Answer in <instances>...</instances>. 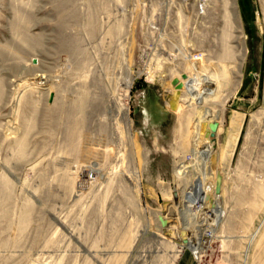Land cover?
<instances>
[{
	"label": "rangeland",
	"instance_id": "374dc122",
	"mask_svg": "<svg viewBox=\"0 0 264 264\" xmlns=\"http://www.w3.org/2000/svg\"><path fill=\"white\" fill-rule=\"evenodd\" d=\"M224 9L0 0V264H199L193 222L203 264H264V0Z\"/></svg>",
	"mask_w": 264,
	"mask_h": 264
},
{
	"label": "bare ground",
	"instance_id": "6f19581e",
	"mask_svg": "<svg viewBox=\"0 0 264 264\" xmlns=\"http://www.w3.org/2000/svg\"><path fill=\"white\" fill-rule=\"evenodd\" d=\"M235 2V1H234ZM233 3V0H223V4H224V7L227 6V10L224 9L223 10V18H224V24H226V28H227V32L230 28L231 30V27H232V21L231 19L232 18V13H231V10L229 9V5ZM235 20V19H234ZM231 26V27H230ZM225 27V26H224ZM224 29V28H222ZM223 31V30H222ZM226 30L224 29V34H227V32H225ZM223 34V33H222ZM222 37V36H221ZM237 36H234L233 38L236 39ZM227 38V36H226ZM224 41V40H223ZM227 42V41H226ZM232 48H234V51H232L231 49L227 50L229 51L228 53H233V59L230 60V62H227L231 65H235V73L238 72L239 73V65H240V62H241V58L243 57V44L240 42L239 44H237L238 46V49H236V46L234 45H231ZM229 47V46H228ZM230 48V47H229ZM237 51V52H236ZM238 59V60H237ZM218 61L215 62V68L212 70L211 74H210V78L211 80L213 81V83H219V81L222 79H225V76H223V74L225 73L224 69L221 68L219 65V62H221L220 58L217 59ZM224 62V61H223ZM226 63V62H225ZM226 63V64H227ZM231 67V66H230ZM229 71V70H228ZM223 84V82H222ZM228 90V89H227ZM237 117V116H236ZM241 120V119H240ZM237 122V121H236ZM241 124V123H240ZM232 127V126H231ZM234 128V127H233ZM238 128V127H237ZM236 129V128H235ZM233 130V129H232ZM199 136V135H198ZM235 138V137H234ZM187 143V142H185ZM213 143L214 141L213 140H210V139H199L198 142H197V145L195 146L194 150L196 151V153H199L200 158L203 159V166L206 167L205 168V171H206V174H209V169L208 168H211V167H208L210 166L209 165V159L211 157V151H212V147H213ZM233 144V143H232ZM191 145V144H190ZM228 149V148H227ZM229 152H232L231 150ZM228 157V156H227ZM231 158V157H230ZM227 161V160H226ZM212 171V170H211ZM210 171V172H211ZM218 204V208H220V203L219 201L217 202ZM203 222H198L199 225H201ZM196 224V223H195ZM194 222L192 223V225H187L188 228H189V235L188 237L185 239V238H180V243H184V244H187L195 253H199V250H200V244H199V241H200V236H199V231L196 230L195 227H197V225H195ZM264 230V228H263ZM263 230H261L260 232H263ZM260 237V236H259ZM258 237V238H259ZM257 239V238H256ZM258 240V239H257ZM258 243V242H256ZM264 244V243H263Z\"/></svg>",
	"mask_w": 264,
	"mask_h": 264
},
{
	"label": "crops",
	"instance_id": "0c3cea01",
	"mask_svg": "<svg viewBox=\"0 0 264 264\" xmlns=\"http://www.w3.org/2000/svg\"><path fill=\"white\" fill-rule=\"evenodd\" d=\"M213 237H215V235H213ZM179 243H180V242H179ZM180 247H181V249H180L179 252H181L184 248L191 250L190 248H188L187 246L182 245L181 243H180ZM191 251H192V250H191ZM203 251H204V249H203V247H202V249L200 250V253L203 252ZM192 252H194V251H192ZM194 253H195V252H194ZM188 261H189V254L186 253V252L184 251V252H182L181 255L179 256V258H178L176 264H187V263H189ZM211 264H212V263H211Z\"/></svg>",
	"mask_w": 264,
	"mask_h": 264
},
{
	"label": "built area",
	"instance_id": "2783aa9c",
	"mask_svg": "<svg viewBox=\"0 0 264 264\" xmlns=\"http://www.w3.org/2000/svg\"><path fill=\"white\" fill-rule=\"evenodd\" d=\"M198 5H199V7L201 8L200 10H201V12L203 11L202 10V8H204V6L203 5H201V3H197ZM193 253V255H194V258L199 262V264H203V261H202V252L200 253V254H198V253H194V252H192Z\"/></svg>",
	"mask_w": 264,
	"mask_h": 264
},
{
	"label": "water",
	"instance_id": "95a60500",
	"mask_svg": "<svg viewBox=\"0 0 264 264\" xmlns=\"http://www.w3.org/2000/svg\"><path fill=\"white\" fill-rule=\"evenodd\" d=\"M210 136L213 137L214 136V132H210Z\"/></svg>",
	"mask_w": 264,
	"mask_h": 264
}]
</instances>
